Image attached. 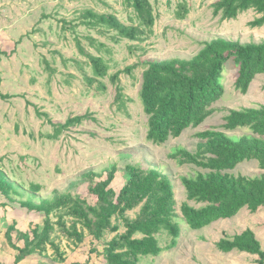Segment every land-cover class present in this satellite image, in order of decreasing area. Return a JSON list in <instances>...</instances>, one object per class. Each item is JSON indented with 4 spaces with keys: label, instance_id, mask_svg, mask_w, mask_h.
I'll return each instance as SVG.
<instances>
[{
    "label": "rangeland",
    "instance_id": "1",
    "mask_svg": "<svg viewBox=\"0 0 264 264\" xmlns=\"http://www.w3.org/2000/svg\"><path fill=\"white\" fill-rule=\"evenodd\" d=\"M150 1L155 24L142 41H132L104 26L86 24L83 15L90 9L114 14L127 25L138 24L136 13L124 0H0V93L7 96H0V169L19 192H13V201H9L6 191L0 188V200L13 208L5 207V217L9 224L19 219V229L30 231L43 226L45 214L29 211L21 206L22 201L40 203L52 199L54 190L92 200L89 188L102 177L87 179L84 173L95 171L104 176V170L116 164L118 171L112 186L119 192L129 177L127 165L155 168L167 175L174 186L181 234L177 245L171 247V236L161 232L158 238L163 252L145 257L139 264H258L257 255L223 253L216 248V242L250 228L264 249V207L256 213L243 208L236 217L192 230L180 211L187 200L181 176L194 175L201 169L180 164L169 154L176 147L195 152L200 142L197 134L207 129L215 128L231 136L248 133L247 128L224 129V119L231 109L264 105V74L257 75L243 94L235 88L238 69L229 64L222 78L225 93L214 104L215 112L201 125L161 145L147 139L148 116L140 89L147 61L190 59L206 41L219 37L241 43L261 42L264 27L249 25L258 16L254 10L234 20L214 16L212 4L217 0ZM182 3L188 5L189 13L180 19L177 10ZM79 42L87 53L103 57L109 66L108 76L95 75L88 56L78 48ZM133 65L136 67L131 73L124 71ZM119 71L125 99L122 108L115 102L116 85L110 78ZM93 78L96 81L91 83ZM87 113L93 118L66 129L58 138L47 137L54 131L49 119L55 124L65 123L71 116ZM230 172L249 177L264 174L256 160L244 161ZM189 203L200 206L194 201ZM59 212L62 211L52 214L53 222H57ZM137 212L138 209L129 211L128 215L133 218ZM64 220L72 222L66 215ZM114 222L120 224L117 233H123L122 221ZM117 233L105 234L97 244L100 252ZM86 234L83 243L75 244L57 230L53 239L65 253L66 261H57L54 250L47 245L38 255V264H106L102 254L91 251L92 239ZM15 240L23 244L17 236Z\"/></svg>",
    "mask_w": 264,
    "mask_h": 264
},
{
    "label": "trees",
    "instance_id": "2",
    "mask_svg": "<svg viewBox=\"0 0 264 264\" xmlns=\"http://www.w3.org/2000/svg\"><path fill=\"white\" fill-rule=\"evenodd\" d=\"M124 2L136 13L138 24L127 25L114 14H100L90 9L83 14L87 19L85 23L114 30L122 38L142 41L156 21L152 3L150 0ZM212 8L214 16L220 15L222 20H234L240 14L254 10L258 16L249 25L253 28L264 27V0H217ZM188 13V5L180 4L177 17L183 19ZM78 48L88 56L97 77L108 76L109 66L103 57L87 53L81 42ZM231 63L238 69L235 88L246 94L256 76L264 74V41L241 43L219 37L206 41L190 59L147 61L140 89V99L148 116L147 139L157 145L164 144L210 117L215 112L214 104L224 96L222 78ZM135 67L128 66L124 71L131 73ZM121 72L110 76L116 85L115 102L119 108L125 106L120 85ZM94 81V78L90 80L91 83ZM102 87L105 89V86ZM0 96L7 97L1 93ZM38 113L41 115L39 110ZM90 118H93L92 114L87 113L71 116L65 123L58 124L49 119L54 131L47 137L58 138L66 129ZM224 120L223 128L228 131L247 128L249 132L231 136L215 128L207 129L197 134L200 142L195 152L176 147L169 154L180 164H193L201 169L194 175L181 176L187 200L181 204L180 211L192 230L203 229L221 219L233 218L243 208L256 213L264 207V174L249 177L230 172L247 160L258 161L259 168L264 170V105L231 109ZM125 169L129 177L119 192L112 186L118 166L111 164L104 170V176L95 171L83 174L87 179L102 177L89 188L92 200L90 197L82 198L70 192L54 190L52 199H44L40 203L22 201L21 206L29 211L44 213L45 220L43 226L37 225L25 232L17 230L16 224L8 227L10 246L18 251L15 264L35 252L43 253L47 245L54 250L57 261L65 262V253L53 239L57 230L75 244L83 243L87 232L92 239L91 251L102 254L106 264H139L145 257L159 256L164 248L158 235L163 231L171 236L170 245L175 247L181 225L177 221L171 179L155 168L127 165ZM0 188L6 191L9 201H13V192L19 193L1 169ZM33 188L38 190L39 186ZM189 201L200 206L191 205ZM3 205L6 204H0ZM136 209V216L130 217L128 212ZM57 211L62 212H59L57 222H53L51 216ZM65 215L72 219L70 224L64 220ZM114 219L122 221L125 228L123 233H117L120 224L115 223ZM109 231L117 234L105 242L100 252L97 244ZM13 233L17 234L19 241H23L22 245L13 240ZM216 248L223 253L239 251L257 255V263L264 264L262 243L250 228L232 237L220 238Z\"/></svg>",
    "mask_w": 264,
    "mask_h": 264
},
{
    "label": "crops",
    "instance_id": "3",
    "mask_svg": "<svg viewBox=\"0 0 264 264\" xmlns=\"http://www.w3.org/2000/svg\"><path fill=\"white\" fill-rule=\"evenodd\" d=\"M0 204H5V203L2 200H0ZM5 207H8V206H5V205L0 206V264H15L16 255L18 254V251L10 246V243L7 237V230H8V227L12 224H16L17 230H20V231H23V230L19 229V226H18V223H20L19 219H16L17 223H14V222H12L11 224L8 223L9 220L5 217L6 214L4 213ZM8 208L13 209L12 207H8ZM16 236L17 234L13 233V240L15 242H16L15 240ZM38 255H39V252H35L29 255L28 257H26L25 259H23L19 264H38V262L40 261Z\"/></svg>",
    "mask_w": 264,
    "mask_h": 264
}]
</instances>
